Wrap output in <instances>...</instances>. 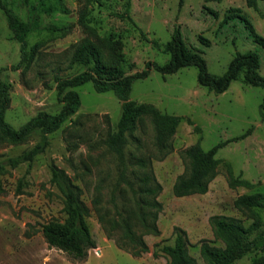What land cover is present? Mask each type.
I'll return each mask as SVG.
<instances>
[{
  "label": "rangeland",
  "instance_id": "1",
  "mask_svg": "<svg viewBox=\"0 0 264 264\" xmlns=\"http://www.w3.org/2000/svg\"><path fill=\"white\" fill-rule=\"evenodd\" d=\"M3 1L31 26L28 52L34 49L33 60L20 64L21 45L0 8V70L2 80L10 85L11 99L5 118L16 129L40 112L61 110L58 80L89 68L71 64L75 46L83 41L97 44L107 63L112 62V51L119 52L122 71L129 75L145 70L148 63L167 64L165 45L177 29L185 46L203 56L211 75L222 76L237 54L255 52L264 76V47L240 19L227 18L240 11L264 38V1L256 9L249 8L246 0ZM103 39L113 45L104 46ZM197 77L196 67L174 74L152 70L133 84L131 101L181 118L166 155L157 151L154 127L146 116L127 133L119 158L108 138L117 130L122 102L113 92L97 93L91 82L76 88L80 108L48 136L46 150L31 162L7 166L2 176L0 264H169L161 249L174 244L175 227L186 231L190 256L205 264L199 243L223 246L214 236L211 217H234L249 226L253 217L237 210L234 202L245 194L264 196V89L239 79L216 94L201 86ZM40 140V131L20 143L0 138V161L21 155ZM195 144L205 151L219 146L217 175L206 194L176 197L174 183L186 171L181 152ZM140 159L147 161L148 169L141 171ZM228 166L235 178L253 188H231ZM53 167L78 187L87 209L86 221L97 248L83 261L50 247L42 233L49 222L66 219L64 196L52 181ZM149 172L161 186L156 195L140 194L138 188L141 175ZM143 213L156 214L158 234L142 225ZM256 213L264 226V209ZM124 218L143 244L125 237ZM263 255L251 253L235 264H250Z\"/></svg>",
  "mask_w": 264,
  "mask_h": 264
},
{
  "label": "trees",
  "instance_id": "2",
  "mask_svg": "<svg viewBox=\"0 0 264 264\" xmlns=\"http://www.w3.org/2000/svg\"><path fill=\"white\" fill-rule=\"evenodd\" d=\"M259 1L264 0H246V3L249 8L256 9ZM87 2L100 3L101 0H87ZM129 6L130 3L127 4V10ZM0 8L6 15L14 38L21 45L20 64H29L34 55V49H31L32 54L28 52L27 37L31 26L22 21L3 0H0ZM239 12L234 10L227 18L240 19L253 40L264 47V38L255 32L251 22ZM102 44L106 47L113 45L109 39H103ZM165 51L170 56L167 64L148 63L145 70L127 75L122 71L123 56L119 52L112 51V62L107 63L97 44L83 41L75 46L71 64H82L89 68L74 77L58 80V96L63 104L61 110L56 114L40 112L19 129L11 126L5 118L11 104L10 85L2 80L0 70V138L11 143H20L32 133L41 132V140L33 148L17 157L0 161V195L4 192L2 176L6 172V167H15L21 163L31 162L46 150L49 144L48 136L59 130L79 110L80 97L75 89L86 83L91 82L97 93L113 92L122 102V116L118 122L117 130L108 138V146L121 159L127 133L133 132L138 123L146 116L150 118L154 127V145L157 151L165 155L171 151L170 141L176 133L181 118L161 113L153 106L140 105L130 100L134 82L146 79L152 70L161 74H174L182 68L196 67L199 84L216 94L224 93L232 82L239 79L245 84L264 89V76L259 73L260 57L255 52L237 54L230 62L227 71L217 77L209 73L206 61L200 53L191 51L185 46L179 30H174L172 39L165 45ZM261 107L264 108V99ZM218 148L219 146L205 151L199 144H195L181 152L186 162V171L174 183L173 193L176 197L203 195L208 192L209 185L216 177L220 164V160L215 157ZM138 167L144 171L149 166L146 160L140 159ZM228 170L231 188L237 186L253 188V184L248 181L235 178L229 166ZM52 181L64 196L66 219L63 222H49L43 226V236L50 247L67 253L75 260L83 261L91 249L97 248V243L92 237L86 221L87 209L81 200L80 190L62 170L56 167L52 168ZM139 181L140 194L156 195L161 189L150 172L143 173ZM234 206L239 211L250 213L253 222L249 226H245L240 219L234 217H211L210 224L214 236L223 246L216 247L208 241L202 240L199 243V249L205 264H235L248 254L264 253V226L260 216L256 213L257 209H264V196L260 193L245 194L235 200ZM142 208V205L138 203V210L141 211ZM155 215L143 213L140 216V221L149 231L158 234ZM121 226L129 241L143 244L131 230L127 218L122 220ZM174 234V244L165 245L161 249L168 257L169 264H198L195 258L189 254L186 231L175 227ZM250 264H264V255L254 259Z\"/></svg>",
  "mask_w": 264,
  "mask_h": 264
}]
</instances>
